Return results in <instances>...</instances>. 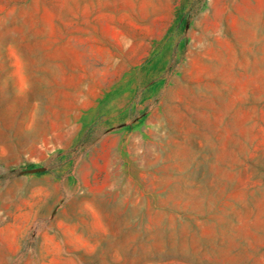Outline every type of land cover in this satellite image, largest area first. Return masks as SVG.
I'll list each match as a JSON object with an SVG mask.
<instances>
[{
  "label": "rangeland",
  "instance_id": "rangeland-1",
  "mask_svg": "<svg viewBox=\"0 0 264 264\" xmlns=\"http://www.w3.org/2000/svg\"><path fill=\"white\" fill-rule=\"evenodd\" d=\"M0 264H264V0H0Z\"/></svg>",
  "mask_w": 264,
  "mask_h": 264
}]
</instances>
